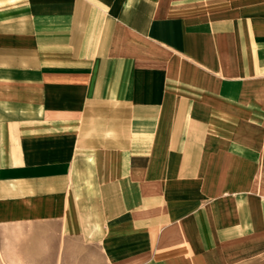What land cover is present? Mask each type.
Masks as SVG:
<instances>
[{"label":"crops","instance_id":"1","mask_svg":"<svg viewBox=\"0 0 264 264\" xmlns=\"http://www.w3.org/2000/svg\"><path fill=\"white\" fill-rule=\"evenodd\" d=\"M0 264H264V0H0Z\"/></svg>","mask_w":264,"mask_h":264}]
</instances>
